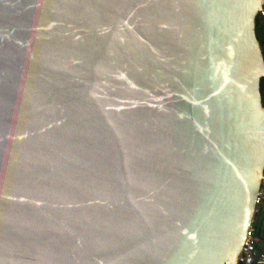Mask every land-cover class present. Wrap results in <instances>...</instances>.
<instances>
[{
  "label": "water",
  "instance_id": "95a60500",
  "mask_svg": "<svg viewBox=\"0 0 264 264\" xmlns=\"http://www.w3.org/2000/svg\"><path fill=\"white\" fill-rule=\"evenodd\" d=\"M263 3L0 0V264H241Z\"/></svg>",
  "mask_w": 264,
  "mask_h": 264
},
{
  "label": "built area",
  "instance_id": "2783aa9c",
  "mask_svg": "<svg viewBox=\"0 0 264 264\" xmlns=\"http://www.w3.org/2000/svg\"><path fill=\"white\" fill-rule=\"evenodd\" d=\"M264 210V183H260L253 199L252 214L244 233L243 242L238 252L239 262L241 264H250L256 253L257 226L256 216Z\"/></svg>",
  "mask_w": 264,
  "mask_h": 264
},
{
  "label": "trees",
  "instance_id": "16d2710c",
  "mask_svg": "<svg viewBox=\"0 0 264 264\" xmlns=\"http://www.w3.org/2000/svg\"><path fill=\"white\" fill-rule=\"evenodd\" d=\"M254 36L261 50V55L264 60V25L254 18ZM259 94L261 100L264 99V77L259 79Z\"/></svg>",
  "mask_w": 264,
  "mask_h": 264
},
{
  "label": "rangeland",
  "instance_id": "374dc122",
  "mask_svg": "<svg viewBox=\"0 0 264 264\" xmlns=\"http://www.w3.org/2000/svg\"><path fill=\"white\" fill-rule=\"evenodd\" d=\"M262 106H264L263 103H262ZM261 215H262V212H260V214L256 216V219H257V220H256V221H257V222H256V226H257V227L260 226L261 220H263V218H264V217L262 218Z\"/></svg>",
  "mask_w": 264,
  "mask_h": 264
},
{
  "label": "flooded vegetation",
  "instance_id": "af4514ba",
  "mask_svg": "<svg viewBox=\"0 0 264 264\" xmlns=\"http://www.w3.org/2000/svg\"><path fill=\"white\" fill-rule=\"evenodd\" d=\"M262 7H263V9H264V3H263V5H262ZM255 18H257L258 19V21L260 22V24L262 23L263 25H264V21H262V20H259V18L257 17V15H255ZM262 101V103H263V100H261ZM264 105V104H263ZM258 228V227H257Z\"/></svg>",
  "mask_w": 264,
  "mask_h": 264
}]
</instances>
